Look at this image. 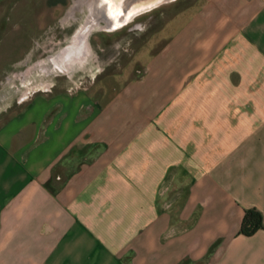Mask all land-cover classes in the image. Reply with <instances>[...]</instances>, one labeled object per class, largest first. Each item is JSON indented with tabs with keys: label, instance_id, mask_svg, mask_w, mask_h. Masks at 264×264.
I'll list each match as a JSON object with an SVG mask.
<instances>
[{
	"label": "crops",
	"instance_id": "crops-1",
	"mask_svg": "<svg viewBox=\"0 0 264 264\" xmlns=\"http://www.w3.org/2000/svg\"><path fill=\"white\" fill-rule=\"evenodd\" d=\"M54 90L0 124V264H264V0H207L105 101Z\"/></svg>",
	"mask_w": 264,
	"mask_h": 264
},
{
	"label": "rangeland",
	"instance_id": "rangeland-1",
	"mask_svg": "<svg viewBox=\"0 0 264 264\" xmlns=\"http://www.w3.org/2000/svg\"><path fill=\"white\" fill-rule=\"evenodd\" d=\"M206 1L167 0L116 29L93 25L82 41L86 1L0 0V124L48 89L81 90L105 101L140 77Z\"/></svg>",
	"mask_w": 264,
	"mask_h": 264
},
{
	"label": "bare ground",
	"instance_id": "bare-ground-1",
	"mask_svg": "<svg viewBox=\"0 0 264 264\" xmlns=\"http://www.w3.org/2000/svg\"><path fill=\"white\" fill-rule=\"evenodd\" d=\"M82 1L87 2L88 15L85 25L77 34V40L81 38L83 41V37L93 28V25L101 22L103 24L100 26L107 30L116 29L128 23L134 16L167 0H77V4ZM79 57L69 56L68 61Z\"/></svg>",
	"mask_w": 264,
	"mask_h": 264
},
{
	"label": "trees",
	"instance_id": "trees-1",
	"mask_svg": "<svg viewBox=\"0 0 264 264\" xmlns=\"http://www.w3.org/2000/svg\"><path fill=\"white\" fill-rule=\"evenodd\" d=\"M260 228H262L261 213L253 207L244 209L238 233L249 236Z\"/></svg>",
	"mask_w": 264,
	"mask_h": 264
}]
</instances>
